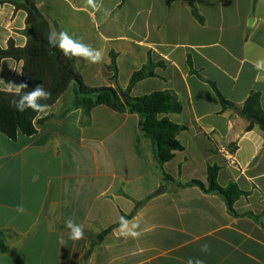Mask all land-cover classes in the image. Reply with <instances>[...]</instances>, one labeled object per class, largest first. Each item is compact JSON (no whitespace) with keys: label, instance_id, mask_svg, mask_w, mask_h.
<instances>
[{"label":"crops","instance_id":"crops-1","mask_svg":"<svg viewBox=\"0 0 264 264\" xmlns=\"http://www.w3.org/2000/svg\"><path fill=\"white\" fill-rule=\"evenodd\" d=\"M14 1L0 3L2 50L29 41L28 14ZM33 1L50 31L66 30L103 52L96 65L73 57L89 87L125 90L150 58L162 63L132 95L177 94L183 111L167 117L186 127L178 135L184 150L160 169L138 115L104 105L90 115L71 109V84L39 113L36 134L0 133V264H186L189 257L264 264V130L247 131L241 110L258 93L264 111V71L254 67L264 59V0H97L101 10L84 0ZM112 55L118 80L129 69L122 85L111 80ZM23 70V60L2 59L0 91L23 82ZM208 81L236 108L224 110ZM213 166L219 186L242 192L237 215L220 193L186 185L198 180L207 188ZM139 202L129 219L140 225L139 238L121 236L118 227L101 238ZM68 219L83 224V239H70Z\"/></svg>","mask_w":264,"mask_h":264},{"label":"trees","instance_id":"trees-1","mask_svg":"<svg viewBox=\"0 0 264 264\" xmlns=\"http://www.w3.org/2000/svg\"><path fill=\"white\" fill-rule=\"evenodd\" d=\"M5 0H0V3ZM19 9L27 12V29L29 36L25 48H14L10 46L6 50L0 49V61L4 58H14L24 61L23 82L28 86L23 92L31 91L36 84H42L51 92V98L42 103L50 106L67 91L71 84H74V97L71 109H82L87 115L98 106L104 105L120 113L136 114L140 117V130L144 137L148 138L153 146L154 153L158 160V166H162L174 159L177 151H183L184 147L178 140V135L186 127L172 122L167 115L180 114L183 111V104L179 101L177 94L171 90H156L142 96H133L132 90L141 81L156 76L155 69L162 63H155L150 58L145 66L133 73L125 90L113 87H89L85 84L81 74L74 65V58L65 57L58 48L48 44V35L51 32L48 23L37 9L33 0L14 1ZM194 17L203 23L204 19L194 10ZM110 68L118 74L116 57L111 56ZM190 72L201 75L193 68L192 61H188ZM214 92L220 99L224 110L236 108L218 90L214 82L208 81ZM14 97L6 91H0V133L10 139H15L19 133L32 136L37 132L36 118L39 113L31 109L25 112H18L10 101ZM242 116L248 121L247 131L254 130L257 120L264 123V111L260 106V95L253 93L241 108ZM219 168L209 167L208 187L201 181L194 180L187 183V186H197L207 192H218L227 201L230 212L237 215L233 209L234 203L242 195V192L233 184L227 187L219 186ZM163 180H173L169 175L163 173ZM145 202L136 203V208L131 215H123L131 219ZM118 223L104 231L101 238L109 233ZM1 250V249H0ZM2 251V250H1Z\"/></svg>","mask_w":264,"mask_h":264},{"label":"clouds","instance_id":"clouds-1","mask_svg":"<svg viewBox=\"0 0 264 264\" xmlns=\"http://www.w3.org/2000/svg\"><path fill=\"white\" fill-rule=\"evenodd\" d=\"M86 6L93 9L101 10V5L97 0H84ZM105 16H110L111 11L103 9ZM48 44L52 47L58 48L59 51L69 58H79L89 64H101L104 59V54L100 49L94 48L92 45L84 43L83 38H75L70 35L68 31L61 30L59 32L51 31L48 35ZM254 67L258 71H264V59H258L254 63ZM28 85L24 82L10 83L7 91L13 94L14 97L10 103L16 108L18 112H25L29 109L36 113H44L48 110L49 105L42 103L51 98V92L46 90L42 84H36L31 91L23 92L22 90ZM16 211L20 214L25 212L24 206L17 205ZM65 227L69 230V237L73 241H78L84 238L85 230L83 224L76 223L72 219L65 221ZM140 225L128 220L126 217H120L118 222V231L121 236L125 238L137 239L141 235L139 231ZM210 251V246L204 243L200 246V252L207 254ZM186 264H205L200 257H189Z\"/></svg>","mask_w":264,"mask_h":264},{"label":"rangeland","instance_id":"rangeland-1","mask_svg":"<svg viewBox=\"0 0 264 264\" xmlns=\"http://www.w3.org/2000/svg\"><path fill=\"white\" fill-rule=\"evenodd\" d=\"M128 70H129V69L126 68L125 71H124V73H122V74L120 75L119 80H118V74H115V72L111 69V74H112V78H111V80L114 81V82H118V81H119V83H120L121 85L124 84V82H125V80H126V77H127ZM118 88H119V85L117 86L116 89H118ZM119 89H120V88H119Z\"/></svg>","mask_w":264,"mask_h":264},{"label":"water","instance_id":"water-1","mask_svg":"<svg viewBox=\"0 0 264 264\" xmlns=\"http://www.w3.org/2000/svg\"><path fill=\"white\" fill-rule=\"evenodd\" d=\"M190 6L193 7L192 3H190ZM257 123H258L259 127H260L262 130H264V123L261 122V121H259V120H257ZM162 191H163V190H162Z\"/></svg>","mask_w":264,"mask_h":264}]
</instances>
